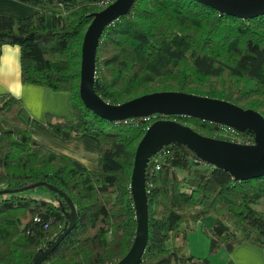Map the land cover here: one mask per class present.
Listing matches in <instances>:
<instances>
[{
	"label": "trees",
	"instance_id": "1",
	"mask_svg": "<svg viewBox=\"0 0 264 264\" xmlns=\"http://www.w3.org/2000/svg\"><path fill=\"white\" fill-rule=\"evenodd\" d=\"M13 1L49 9L26 18L0 16V58L3 46H17L22 84L70 93L73 120L48 115L45 126L64 141L94 137L100 166L90 170L39 143L18 116L20 100L0 94V192L13 191L0 194V264H33L70 225L64 197L32 187L37 183L63 192L77 215L41 264H117L136 238L131 173L136 147L154 122L175 121L241 145H254V134L185 115L99 118L84 107L79 82L83 37L104 0ZM93 90L109 105L176 92L223 100L264 118V15L244 20L192 0H135L99 37ZM144 178L148 237L135 264H211L186 253L187 232L210 215V256L244 241L264 251V215L255 209L264 198V176L236 181L186 145L167 143L149 157Z\"/></svg>",
	"mask_w": 264,
	"mask_h": 264
},
{
	"label": "water",
	"instance_id": "2",
	"mask_svg": "<svg viewBox=\"0 0 264 264\" xmlns=\"http://www.w3.org/2000/svg\"><path fill=\"white\" fill-rule=\"evenodd\" d=\"M211 8L219 14H225L244 20L264 15V0H192ZM135 0H115L102 11L92 15L81 46L79 96L86 109L108 122L126 118L145 117L154 114L190 116L211 123L222 124L240 132L251 131L254 145L227 143L203 137L189 127L170 120L154 122L138 143L131 173V193L137 219V233L128 254L117 264H135L144 251L148 237V210L144 171L149 157L167 143H180L189 147L196 156L207 165L228 172L236 181L257 179L264 176V118L256 111L243 109L219 99H210L196 95L176 92H159L144 95L120 105L103 102L93 90L95 74V51L103 29L126 14ZM171 133L173 140L164 141ZM160 138L164 143L151 151L152 145ZM67 201L71 209V222L68 228L51 246L38 257L33 264H41L53 251L76 221V211L69 198L61 191L45 183ZM4 191L2 193H11Z\"/></svg>",
	"mask_w": 264,
	"mask_h": 264
},
{
	"label": "crops",
	"instance_id": "3",
	"mask_svg": "<svg viewBox=\"0 0 264 264\" xmlns=\"http://www.w3.org/2000/svg\"><path fill=\"white\" fill-rule=\"evenodd\" d=\"M41 9L48 10L49 8H33L13 0H0V16L26 18L33 16ZM50 9L61 11L60 7H51ZM19 60V47L9 45L2 47L0 94L9 93L20 100L21 109L18 116L39 143L57 153L81 162L90 170L98 169L100 151L98 141L94 137L81 135L71 141H64L51 134L45 126L48 115L54 120H73L70 93L55 92L40 86L22 84ZM188 245L190 246L189 253L192 255L189 237ZM192 256L204 257L195 254ZM209 261L211 264H264V251L256 245L244 241L236 245L229 253L224 250L219 251L210 257Z\"/></svg>",
	"mask_w": 264,
	"mask_h": 264
},
{
	"label": "rangeland",
	"instance_id": "4",
	"mask_svg": "<svg viewBox=\"0 0 264 264\" xmlns=\"http://www.w3.org/2000/svg\"><path fill=\"white\" fill-rule=\"evenodd\" d=\"M106 8V6H105ZM67 121V120H64ZM171 133H168L164 135L165 140L164 141H169L173 140L172 135H169ZM158 139L150 148L151 151H155V149L159 148L163 142L162 139ZM203 168V166H202ZM201 168V169H202ZM180 177L185 176L184 173H179ZM255 209L262 213L264 215V198L260 200L257 205H255ZM214 223V217L213 216H208L206 218H203L200 220L198 223L194 224V228L191 229L189 232L186 234V253L190 255L189 249L190 246L188 245V237L190 238V243H191V252L193 253L192 255H203L204 257H199V258H210L212 256L209 255V247H210V239L208 237V231L212 227V224ZM195 232V233H194ZM190 255V256H192Z\"/></svg>",
	"mask_w": 264,
	"mask_h": 264
},
{
	"label": "built area",
	"instance_id": "5",
	"mask_svg": "<svg viewBox=\"0 0 264 264\" xmlns=\"http://www.w3.org/2000/svg\"><path fill=\"white\" fill-rule=\"evenodd\" d=\"M115 0H104V6H109L110 4H112ZM158 169V167H157Z\"/></svg>",
	"mask_w": 264,
	"mask_h": 264
}]
</instances>
